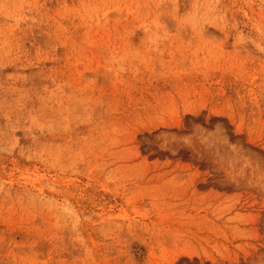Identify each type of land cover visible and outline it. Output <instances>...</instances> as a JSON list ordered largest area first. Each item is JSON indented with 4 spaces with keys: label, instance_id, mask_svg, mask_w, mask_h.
<instances>
[{
    "label": "rangeland",
    "instance_id": "rangeland-1",
    "mask_svg": "<svg viewBox=\"0 0 264 264\" xmlns=\"http://www.w3.org/2000/svg\"><path fill=\"white\" fill-rule=\"evenodd\" d=\"M0 264H264V0H0Z\"/></svg>",
    "mask_w": 264,
    "mask_h": 264
}]
</instances>
